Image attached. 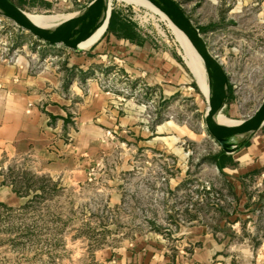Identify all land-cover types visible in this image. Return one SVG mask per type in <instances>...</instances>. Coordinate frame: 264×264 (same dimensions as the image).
<instances>
[{"label":"rangeland","instance_id":"obj_1","mask_svg":"<svg viewBox=\"0 0 264 264\" xmlns=\"http://www.w3.org/2000/svg\"><path fill=\"white\" fill-rule=\"evenodd\" d=\"M12 1L31 15L60 20L81 14L93 0H74L59 7L36 6L32 0ZM174 1L225 71L228 94L220 113L239 122L248 118L264 99V22L254 20L263 14L260 2L254 6L249 0H239L235 8V0L217 4L210 0ZM107 7L114 13L112 25L107 24L102 33L80 43L79 48L89 49L102 35L115 32L116 36L167 54L180 65L189 90L176 92L170 106L179 151L174 158L172 153L155 151L134 150L126 155L117 138L78 180L65 174L40 173L27 162L11 163L0 170L17 195L11 204L0 201V264H101L99 258L106 247H118L140 229L171 225L173 220L184 219L188 210L229 207L227 185L212 167H199L222 151L205 124L208 80L203 63L199 59V77L188 64L176 28L173 30L160 13L129 0H108ZM4 47L7 56L16 49V53L45 49L52 57L55 51L75 50L41 42L0 17V49ZM111 81L120 86L123 79L114 77ZM138 95L139 103L151 110V96L144 92ZM159 100L160 108L166 107L162 96ZM155 118L162 123L168 116L160 109ZM183 125L192 131L190 136H181ZM164 128L167 131L166 125ZM249 139H245L247 144ZM184 153L185 171L178 163ZM170 178H174L171 182H176L175 187H170ZM244 182V196H264V169Z\"/></svg>","mask_w":264,"mask_h":264},{"label":"crops","instance_id":"obj_2","mask_svg":"<svg viewBox=\"0 0 264 264\" xmlns=\"http://www.w3.org/2000/svg\"><path fill=\"white\" fill-rule=\"evenodd\" d=\"M32 1L58 7L74 2ZM249 1L260 2L263 14L254 20L264 22V0ZM239 5V0L232 3ZM46 51L7 56L0 49V170L21 161L40 173L78 180L117 138L126 155L155 151L174 158L178 149L170 106L175 93L189 87L172 57L113 33L86 50L55 51L53 57ZM112 68L115 74L109 75ZM100 72L105 76L96 75ZM114 77L123 79L120 86L113 84ZM143 92L151 96L149 111L138 100ZM160 109L168 116L162 123L155 118ZM182 128L181 136L192 134ZM248 137V144L224 151L231 162L219 167L210 158L199 165L212 167L227 185L229 207L188 210L171 225L140 229L118 247H106L101 264H264V196H244L246 178L264 169V124ZM185 155L178 161L184 171ZM4 179L0 171V201L11 204L17 195ZM173 180L170 187L176 186Z\"/></svg>","mask_w":264,"mask_h":264},{"label":"water","instance_id":"obj_3","mask_svg":"<svg viewBox=\"0 0 264 264\" xmlns=\"http://www.w3.org/2000/svg\"><path fill=\"white\" fill-rule=\"evenodd\" d=\"M106 0H93L87 8L78 15L59 21L50 27H40L33 23L25 11L15 6L9 0H0V17L14 23L27 31L41 42L62 44L73 49L90 37L97 25L105 7ZM163 11L168 18L181 30L193 44L204 65L209 94L206 99L207 111L205 124L207 131L223 151L230 152L239 147L245 139L264 123V99L256 110L246 119L230 127L217 128L214 116L221 112L228 94L227 77L220 62L207 49L198 29L186 16L181 6L174 0H146ZM109 10L106 27L109 21Z\"/></svg>","mask_w":264,"mask_h":264},{"label":"bare ground","instance_id":"obj_4","mask_svg":"<svg viewBox=\"0 0 264 264\" xmlns=\"http://www.w3.org/2000/svg\"><path fill=\"white\" fill-rule=\"evenodd\" d=\"M129 1H132L134 3L143 4L146 7H148L150 10H152L153 12L160 13L162 18H166V20L169 21L170 25L173 27V30H174V28H176L175 32H177V34L179 36V40H180L182 46L184 47V49L186 50V55L188 58V64H189L190 68L199 77H202V68L199 67L200 66L199 65V59L202 63L200 56L198 55L196 49L194 48L193 44L189 41V39L186 37V35L181 30H179V28H177V26H175V24L168 18V16L165 15L164 12H161L159 10V8H157L156 6H154L153 4H151L150 2H148L146 0H129ZM106 4H108V0H106L105 7H106ZM105 7H104V10L101 14L102 18L100 17L101 21L99 20V24L97 25V27L95 28L93 33L90 35V37H88L87 39H85L81 43H85V42L90 41L91 38L93 39L95 36L99 35L100 33H102L104 31V29L106 27V21H107L108 13H109V7H107L106 9H105ZM26 14H27V17L33 23H35L36 25H38L40 27H50L59 21L67 20L68 18L72 17V16H68V17H65L63 19L56 20L57 17H39V16L31 15L30 13H26ZM53 20H56V21H53ZM208 94H209V88H208V84H207V97H206V99L208 98ZM214 122L217 125V128H219V129H221L222 127H230V126H233L235 124L240 123L239 121H236L233 119H228L227 117L222 115L220 112H217L215 114Z\"/></svg>","mask_w":264,"mask_h":264},{"label":"trees","instance_id":"obj_5","mask_svg":"<svg viewBox=\"0 0 264 264\" xmlns=\"http://www.w3.org/2000/svg\"><path fill=\"white\" fill-rule=\"evenodd\" d=\"M11 3H13L15 6L19 7L20 6L15 2V1H12V0H9ZM114 22V13H110V17H109V21H108V27H110V25H112V23ZM120 25V28H124L125 29V25L123 24H119ZM113 34H115V32H112ZM116 35V34H115ZM212 159H215L216 162H217V165L220 167L222 164H225V163H229L231 162V159L230 157L224 153V151H220L218 154H216L214 157H212Z\"/></svg>","mask_w":264,"mask_h":264},{"label":"built area","instance_id":"obj_6","mask_svg":"<svg viewBox=\"0 0 264 264\" xmlns=\"http://www.w3.org/2000/svg\"><path fill=\"white\" fill-rule=\"evenodd\" d=\"M23 47H24V46H23ZM7 51H8V49H6L5 47L2 49L3 54H6V55H7ZM18 51H19V49L13 50V51L11 52V55H12V54H16V52H18ZM108 74H115V70H114V69L111 70L110 73H108ZM96 75L99 76V77H103L104 73L100 72V73H98V74H96ZM106 135L110 137V136H112V133H111L110 131H108V132L106 133ZM207 189H208V187H207Z\"/></svg>","mask_w":264,"mask_h":264}]
</instances>
